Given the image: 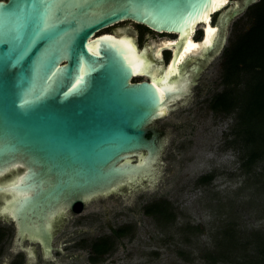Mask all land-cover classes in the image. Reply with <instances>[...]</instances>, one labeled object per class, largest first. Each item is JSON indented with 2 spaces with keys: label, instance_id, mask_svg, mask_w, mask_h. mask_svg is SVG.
Listing matches in <instances>:
<instances>
[{
  "label": "water",
  "instance_id": "95a60500",
  "mask_svg": "<svg viewBox=\"0 0 264 264\" xmlns=\"http://www.w3.org/2000/svg\"><path fill=\"white\" fill-rule=\"evenodd\" d=\"M225 1L0 0V217L16 224L21 245L40 242L50 256L71 214L97 199L157 187L170 134L155 123L189 92H161L152 74L163 78L189 33L201 25L204 41L206 18L233 5L212 23L219 27L212 50L222 51L231 23L260 0L213 9ZM127 21L178 37L168 65L155 63L156 45L140 48L135 32L101 34ZM124 37L151 73H136Z\"/></svg>",
  "mask_w": 264,
  "mask_h": 264
},
{
  "label": "rangeland",
  "instance_id": "374dc122",
  "mask_svg": "<svg viewBox=\"0 0 264 264\" xmlns=\"http://www.w3.org/2000/svg\"><path fill=\"white\" fill-rule=\"evenodd\" d=\"M231 7L234 6H227L214 19ZM245 13L231 23L224 47L236 33L249 28ZM115 29L137 31L140 48L146 44L151 47L150 41L161 36L170 37L130 21L102 33ZM147 34L149 40L145 38ZM201 36L199 29L195 37L200 40ZM221 75V58L217 57L199 77V85L194 88L196 97L156 121L155 125L166 127L170 134L163 156V177L156 188L94 200L81 216L66 220L57 239L78 232L73 241L82 240V248L71 250L77 258L62 257V263L88 264L92 242L109 234L110 228L122 225L131 227L130 234L116 242L107 264H212L204 255L216 250V240L224 238L222 232L227 227L234 231L238 243L229 249L233 252L229 262L218 264H235L243 259L241 256L253 253L256 241L264 235V183L258 176L263 164L255 165L250 172L241 167L240 143L237 146L229 142L233 139L230 133L234 115L210 109L212 98L223 90ZM209 175L213 176L210 183L200 182ZM161 200L172 204L176 222L160 223L145 214V206ZM248 239L251 246L246 248Z\"/></svg>",
  "mask_w": 264,
  "mask_h": 264
},
{
  "label": "trees",
  "instance_id": "16d2710c",
  "mask_svg": "<svg viewBox=\"0 0 264 264\" xmlns=\"http://www.w3.org/2000/svg\"><path fill=\"white\" fill-rule=\"evenodd\" d=\"M245 16L250 21L249 28L236 33L222 53L223 90L212 98L210 108L219 114L234 115L235 125L230 133L233 139L229 142L237 146L240 143L241 167L247 172L255 165L263 164V171L258 176L264 183V0L249 7ZM212 179L209 175L202 177L200 182L208 184ZM144 212L160 223H174L177 219L172 204L165 200L145 206ZM130 231L131 227L116 230L112 238L121 239ZM222 233L224 238L216 240V250L204 255L212 264L229 262V256L233 254L229 249L238 243L230 227ZM110 239L107 237L91 244L97 257L115 248ZM256 242L253 253L241 256L243 259L235 264H264V235ZM244 245L249 248L250 239Z\"/></svg>",
  "mask_w": 264,
  "mask_h": 264
},
{
  "label": "flooded vegetation",
  "instance_id": "af4514ba",
  "mask_svg": "<svg viewBox=\"0 0 264 264\" xmlns=\"http://www.w3.org/2000/svg\"><path fill=\"white\" fill-rule=\"evenodd\" d=\"M219 21V19H214L213 17V24H217V22ZM144 27V26H143ZM146 28V27H144ZM147 30H149L148 28H146ZM127 31V29H125ZM117 31V29L112 30V31H108L105 33H110V34H114ZM151 31V30H150ZM201 31V39L203 38L204 34H203V30ZM129 32V31H128ZM131 32H135V40L138 44V46L140 47L141 42H140V37L138 36V32L137 31H131ZM153 32V31H152ZM103 34V33H101ZM146 39H150V35L147 34L145 35ZM162 40H164L166 37L165 36H161L160 37ZM159 38V40H154L150 41L152 42V46L156 45V49L159 46V44L161 43V39ZM177 36L174 35H170L169 39H176ZM200 39V40H201ZM195 40L200 41L197 39V37H195ZM160 43H159V42ZM145 46V45H144ZM144 46H142L141 48H143ZM225 49V47H224ZM224 49L222 51H218L215 53V49L214 50H210L208 52H202V54L194 56V57H189L183 64V68H186L185 73H182V75L184 77L190 76V87L188 88V92L189 95L188 97H186L185 100H182L180 103H186L190 101V98L192 99V97L195 95L196 97V93L194 91V88H196V85H199V77L201 76V74L203 73V71L209 66V64H211L217 57L222 56V53L224 51ZM212 56L211 59H208V57ZM173 57V49H164L163 50V59H161L165 65H168L170 63V61L172 60ZM187 63V64H186ZM185 66V67H184ZM140 79V80H136V79ZM147 79V76L142 75L139 77H136L134 79V81H142ZM211 109V108H210ZM212 110V109H211ZM214 113H216L214 110H212ZM219 114V113H217ZM156 130L158 132L161 133V135H165L167 133V128L166 127H160L157 125ZM75 215H82L80 214H71V217L75 216ZM70 217V218H71ZM128 226H121V227H113L109 229V234L107 235H103L102 237L97 238L95 241H93L92 243L96 242V241H103L102 239L107 238V237H111V241H113V243L116 246V242H121L120 238L117 237H113V235L115 234L116 230H120L122 228H127ZM64 230V229H63ZM63 230H61L54 238L53 241V250H52V255L50 256H46L45 251L43 249V246L40 242H32L29 239H25L23 242V245L20 244L19 241H17V227L16 224L10 220V219H3L0 217V264H66V263H62L61 262V258L64 257V259H75L77 258V255L74 253H71V250H77L82 248V240H78V241H73V237L77 236L76 234H78V232L76 233H71L70 235L65 236L62 239H57L58 235L63 232ZM10 238V239H9ZM124 238V237H123ZM110 244V243H109ZM118 244V243H117ZM115 249V248H114ZM113 250H110L109 252L103 253L101 254L100 257H97L98 254L95 253V251L91 248V254H89L88 258H87V262L88 264H107L109 263L108 260L110 259V255L114 252ZM79 257V255H78ZM82 257V256H81ZM109 258V259H108ZM72 264V263H69ZM75 264V263H73Z\"/></svg>",
  "mask_w": 264,
  "mask_h": 264
},
{
  "label": "bare ground",
  "instance_id": "6f19581e",
  "mask_svg": "<svg viewBox=\"0 0 264 264\" xmlns=\"http://www.w3.org/2000/svg\"><path fill=\"white\" fill-rule=\"evenodd\" d=\"M223 2L222 4L214 7V10H217L218 8H222L224 4L227 2ZM207 25L205 26V37L204 41L203 38L200 41L195 40V36L197 34V31L202 28L201 25H197L195 30L189 33L188 41L183 48V51L178 57V60L176 61V65H170L165 69L164 71V76L163 78H158L156 77L157 75L155 72H153L152 77L153 81L157 84V82H160V90L163 92L165 88H170V89H179L180 91H184L185 89H188L190 87V76L184 77L183 75L178 77L177 75L180 73V67L183 66L184 62L190 57H194L197 55L202 54V52H208L210 49L212 50L215 46V42L217 39V34L219 32V27H216L212 24L213 19L211 16H208L206 18ZM161 39V38H160ZM162 40V39H161ZM125 45L128 46V48L131 50L133 55L135 56V61H134V67L136 73L143 74V72L146 73H151V65L148 63V59L145 57H141L138 51H136V46L133 45L132 39L124 37L121 40ZM160 43V42H159ZM178 43V37L176 39H169L165 38L164 40L161 41L159 46L157 47L154 57L156 59H163V50L165 48L168 49H174L175 45ZM187 64V63H186ZM185 67V66H184ZM188 71V70H187ZM186 71V72H187ZM184 73V72H183ZM186 74V73H185ZM176 77L177 81L174 82L172 85L168 86V81L172 77ZM189 90V89H188ZM187 90V91H188ZM164 113L167 112V110L163 111Z\"/></svg>",
  "mask_w": 264,
  "mask_h": 264
},
{
  "label": "snow or ice",
  "instance_id": "6c2138e0",
  "mask_svg": "<svg viewBox=\"0 0 264 264\" xmlns=\"http://www.w3.org/2000/svg\"><path fill=\"white\" fill-rule=\"evenodd\" d=\"M217 2H218V0H217Z\"/></svg>",
  "mask_w": 264,
  "mask_h": 264
}]
</instances>
